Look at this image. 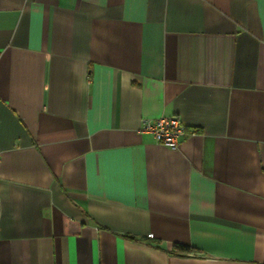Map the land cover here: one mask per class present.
Segmentation results:
<instances>
[{"label":"crops","instance_id":"obj_1","mask_svg":"<svg viewBox=\"0 0 264 264\" xmlns=\"http://www.w3.org/2000/svg\"><path fill=\"white\" fill-rule=\"evenodd\" d=\"M0 264H264V0H0Z\"/></svg>","mask_w":264,"mask_h":264},{"label":"built area","instance_id":"obj_2","mask_svg":"<svg viewBox=\"0 0 264 264\" xmlns=\"http://www.w3.org/2000/svg\"><path fill=\"white\" fill-rule=\"evenodd\" d=\"M142 131L151 134L157 144L171 150L178 148L181 138L195 134L193 130H188L176 116H161L153 121H146Z\"/></svg>","mask_w":264,"mask_h":264},{"label":"trees","instance_id":"obj_3","mask_svg":"<svg viewBox=\"0 0 264 264\" xmlns=\"http://www.w3.org/2000/svg\"><path fill=\"white\" fill-rule=\"evenodd\" d=\"M187 251V248L175 245L172 252L180 256H185Z\"/></svg>","mask_w":264,"mask_h":264}]
</instances>
